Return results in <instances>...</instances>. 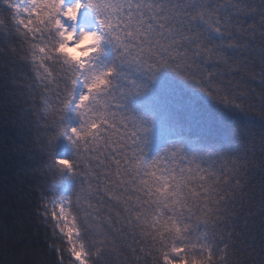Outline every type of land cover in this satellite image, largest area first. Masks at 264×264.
I'll use <instances>...</instances> for the list:
<instances>
[{
  "label": "snow or ice",
  "instance_id": "snow-or-ice-1",
  "mask_svg": "<svg viewBox=\"0 0 264 264\" xmlns=\"http://www.w3.org/2000/svg\"><path fill=\"white\" fill-rule=\"evenodd\" d=\"M81 10L101 37L84 69L54 51L61 28L86 32L64 23ZM0 59L31 125L25 178L51 264H264V131L234 154L173 142L149 158L152 121L129 107L168 71L246 115L258 82L264 120V0H2ZM94 77L106 82L89 91ZM61 137L71 159L56 155ZM65 175L75 186L59 192Z\"/></svg>",
  "mask_w": 264,
  "mask_h": 264
},
{
  "label": "trees",
  "instance_id": "trees-1",
  "mask_svg": "<svg viewBox=\"0 0 264 264\" xmlns=\"http://www.w3.org/2000/svg\"><path fill=\"white\" fill-rule=\"evenodd\" d=\"M2 10L7 11L6 8ZM85 11L86 23H96L95 18ZM104 47L105 62L110 63L113 51L108 45ZM8 75L10 72L0 59V264H51L46 255L45 229L38 227V221L33 218L31 206L35 196L25 178H30L26 170L32 161L23 143L31 125L21 118L17 109L20 101L16 100L13 86L5 78ZM252 87L255 93L246 103L253 104L257 114L246 115L212 102L175 74L161 72L144 95L129 103L134 113L152 121L148 157L155 156L173 142L182 143L189 154L206 151L234 154L241 151L247 140L246 131H264V120L258 118L261 86L254 81ZM32 119L28 117V120ZM65 123L70 127L78 126L73 109L67 112ZM32 130L35 131L34 127ZM256 151L259 155L258 148ZM56 155L72 158L71 148L64 137L57 141ZM74 186L75 181L65 175L55 189L64 192Z\"/></svg>",
  "mask_w": 264,
  "mask_h": 264
},
{
  "label": "clouds",
  "instance_id": "clouds-1",
  "mask_svg": "<svg viewBox=\"0 0 264 264\" xmlns=\"http://www.w3.org/2000/svg\"><path fill=\"white\" fill-rule=\"evenodd\" d=\"M79 11V5L75 10H69L67 17L75 21L76 14ZM56 27H60L59 24ZM101 43V37L95 32H85L79 39H76L73 32H68L67 28H61L59 33V42L55 47V55L59 56L61 60L68 65V67H78L84 69L88 65L89 59L99 51ZM111 73H108L110 75ZM106 81L102 78L94 77L92 79L89 91L98 89L101 84ZM87 97H84L81 103H83ZM93 131L95 128L93 127ZM79 137V133H75ZM60 164L67 167L66 161H60Z\"/></svg>",
  "mask_w": 264,
  "mask_h": 264
},
{
  "label": "rangeland",
  "instance_id": "rangeland-1",
  "mask_svg": "<svg viewBox=\"0 0 264 264\" xmlns=\"http://www.w3.org/2000/svg\"><path fill=\"white\" fill-rule=\"evenodd\" d=\"M75 2V0H67L66 4L67 5H71ZM86 15V11L85 10H81L78 16V20L73 23L71 21L65 20V26L68 27L69 29L75 28L77 35L79 34L80 30H85L86 32H91L93 30H95V28L97 27L96 23L94 24H87L86 23V18H84V16Z\"/></svg>",
  "mask_w": 264,
  "mask_h": 264
},
{
  "label": "bare ground",
  "instance_id": "bare-ground-1",
  "mask_svg": "<svg viewBox=\"0 0 264 264\" xmlns=\"http://www.w3.org/2000/svg\"><path fill=\"white\" fill-rule=\"evenodd\" d=\"M64 192H66V191H64Z\"/></svg>",
  "mask_w": 264,
  "mask_h": 264
}]
</instances>
